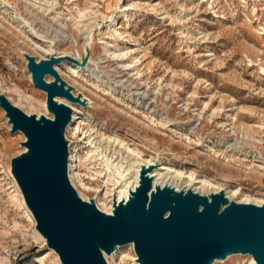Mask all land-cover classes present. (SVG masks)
I'll use <instances>...</instances> for the list:
<instances>
[{
  "label": "rangeland",
  "instance_id": "rangeland-1",
  "mask_svg": "<svg viewBox=\"0 0 264 264\" xmlns=\"http://www.w3.org/2000/svg\"><path fill=\"white\" fill-rule=\"evenodd\" d=\"M112 18L120 37L104 23L96 30L98 20ZM87 31L93 36L86 69L108 85L76 77L67 60L54 66L72 94L86 99L85 107L70 104L78 119L64 132L69 172L89 188L74 187L83 201L111 207L114 181L103 158L117 163L120 156L195 173L236 202L264 201V0H0V94L28 115L52 118L25 55L38 63L51 47L56 57L68 53L82 62ZM24 140L10 133L0 109V264H12L4 255L11 247L21 253L15 264H57L52 255L40 260L48 249L35 241L10 175ZM115 255L106 259L137 264L129 246ZM213 264L251 261L234 254Z\"/></svg>",
  "mask_w": 264,
  "mask_h": 264
},
{
  "label": "water",
  "instance_id": "water-1",
  "mask_svg": "<svg viewBox=\"0 0 264 264\" xmlns=\"http://www.w3.org/2000/svg\"><path fill=\"white\" fill-rule=\"evenodd\" d=\"M70 57L48 56L38 63L25 55L35 88L46 93V110L53 117L27 115L0 94V109L10 133L25 137L26 150L11 159L10 168L37 231L61 264H107L105 255L132 244L139 264H213L234 254H247L264 264V205L229 201L224 192L201 195L191 189L152 187L142 167L138 187L128 202L114 204L109 215L95 202L83 201L68 179V141L71 104L86 106L82 96L58 74L55 65ZM51 76L47 83L45 76Z\"/></svg>",
  "mask_w": 264,
  "mask_h": 264
},
{
  "label": "bare ground",
  "instance_id": "bare-ground-1",
  "mask_svg": "<svg viewBox=\"0 0 264 264\" xmlns=\"http://www.w3.org/2000/svg\"><path fill=\"white\" fill-rule=\"evenodd\" d=\"M77 13L79 14L81 19L86 17L79 10L77 11ZM121 16L122 17L125 16L124 15V11L121 12ZM97 22H98V24L96 25V30H99V27L101 26V23H104V24H107L108 28L111 29L113 33L119 35V37H120L119 28L116 27L115 20L113 18L110 19V20L100 19ZM24 27H25V25L22 26V28H24ZM87 33L88 34H87V36L85 38V43H84V50H85L86 54L90 50V43H92V36H93V32L92 31H87ZM36 38H37L38 42L46 43V41L44 39H42V36H38L37 35ZM37 48H40V45H38ZM52 48H53V46H52ZM54 52H52L51 47H48V49L45 50V54L46 55H52V53H54ZM69 55H72V54H68V53H64L63 54L64 57L69 56ZM78 55H79V53H76L74 55V57L78 56ZM122 55L123 54H121L120 56H122ZM65 67L67 68V70H70L76 77L77 76L81 77V76L88 75L91 78L97 79L96 81H98L99 83H103L104 84V82L101 80L102 76H97V72H94L95 70L93 71V70H90V69H86V66L75 65V64H73L70 61H65ZM96 70H97V68H96ZM50 78H52V77L50 76ZM45 80H46L47 83H50V79L47 80L45 78ZM104 85H108V84L105 83ZM93 87L94 88H98L99 86L98 85L96 86V85L93 84ZM82 100L86 101V99H82ZM54 101L57 102V103H64L65 105H67L71 109V111H72V117H71L72 123L70 122L71 124H69V125H72L78 119V118H76V114L74 113L75 112L74 107L70 105L71 103H68L67 101H65L64 99H61V98H55ZM159 126L160 127H164V124L159 123ZM230 147H232V149H233V146L229 144V148ZM25 150L26 149L24 148V152H25ZM128 152L130 153L129 155H134L135 154V153H133L132 151H129V150H128ZM119 156H120V154H119ZM103 159H104V161H103L104 168H105V170H106V172L108 174V179L112 178L114 183H113V187L111 189L110 196H108V197L112 198L111 207L109 209H107V210H104V211L100 210L99 208L98 209L100 211L104 212V213L109 214V215L112 214V210H113L114 204H118L120 202H125V203L128 202L129 197H130V191H135L136 187H138L139 177H140V172L142 170V167H145L146 169L149 168V167H154V166L156 167L154 170H152L149 173V176L152 179V187H154V188L156 186H158V187L168 186V187L173 188L175 191H179V190H184L185 191L187 189H191V188L183 189V188H178V187L175 186V185H177L176 183H177L178 180H185V182L188 183L186 185V187H192L194 185H199L201 188H192L191 190L193 192H196V193L201 194V195H208V194L216 193L217 191L224 192V191H222L223 189H217L218 187L213 186V184H210L209 181L200 179L195 173L191 172L189 174H185L183 172L176 171V170H173L171 168L165 167L162 164L159 166L158 162H157L158 164H156V163L151 161L152 158L144 160V159H141L140 157H138L139 160L131 161L132 159L128 160L127 158H123V157L120 156L117 163H114V161L111 160L108 157L103 158ZM67 167L68 168L70 167L69 163H68ZM9 171H10V175L12 176V180H13L14 186L16 188V191L19 194V196L21 197V204H22V206H24L23 209L25 210L29 220L34 225V236L33 237H34L36 242H40L41 244L44 245L46 241L43 238V236L36 229V223H35V220L33 218V215H32V213L30 212V210L28 209V207L25 204V201H24L23 195L21 193V190L19 188V185H18V183L16 182L15 178L13 177V175L11 173L10 166H9ZM69 171H70V169H68V179H69L70 184H71V186L73 188L76 187V189H77V186H79L81 189L89 190V188H87L85 186L84 181L82 179V176L79 173L76 172V173H73V175H71ZM110 174H111V176H109ZM70 178H71L72 181L70 180ZM173 184H174V186H173ZM204 191H208V192L205 193ZM98 192L99 191H97V193ZM219 192H217V193H219ZM237 194H239L238 190L235 191L233 195H237ZM78 195H79V193H78ZM224 195L226 196V198L229 201H234V200H231L233 198V196H230L229 193L225 194V192H224ZM79 197H81V196H79ZM237 203L253 204V205H256V206L264 205V201H259V202L258 201H249L248 199L237 201ZM126 246H129V247H131V249H133V245L132 244H128ZM118 249L114 253H112L110 255H104V258H105L107 264H112V263L117 264L116 262H112V263L109 262L106 259V257H109L108 259L114 260V258L116 256L115 254L117 253ZM44 255L45 256H43V257L41 256L42 257L40 259L41 261H43L47 255H52L54 257L55 261L57 262V264H61L58 255L52 249H48L47 252ZM136 260H137V257L135 258V261ZM249 260L251 261V264H255V261L253 260V258L251 256H249ZM136 263H137V261H136ZM137 264H139V263H137Z\"/></svg>",
  "mask_w": 264,
  "mask_h": 264
},
{
  "label": "built area",
  "instance_id": "built-area-1",
  "mask_svg": "<svg viewBox=\"0 0 264 264\" xmlns=\"http://www.w3.org/2000/svg\"><path fill=\"white\" fill-rule=\"evenodd\" d=\"M68 163L70 162V157H68ZM70 164V163H69ZM70 169V167L68 168ZM41 248H46L47 249V246H46V242L45 244H41ZM20 250L18 248H6L4 250V255L5 257L12 262V264H15L17 263L19 260H20Z\"/></svg>",
  "mask_w": 264,
  "mask_h": 264
}]
</instances>
